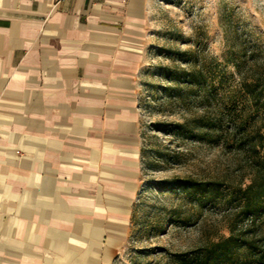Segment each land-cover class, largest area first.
I'll return each mask as SVG.
<instances>
[{
    "label": "crops",
    "instance_id": "1",
    "mask_svg": "<svg viewBox=\"0 0 264 264\" xmlns=\"http://www.w3.org/2000/svg\"><path fill=\"white\" fill-rule=\"evenodd\" d=\"M148 0H0V264H112L137 185Z\"/></svg>",
    "mask_w": 264,
    "mask_h": 264
},
{
    "label": "rangeland",
    "instance_id": "2",
    "mask_svg": "<svg viewBox=\"0 0 264 264\" xmlns=\"http://www.w3.org/2000/svg\"><path fill=\"white\" fill-rule=\"evenodd\" d=\"M145 33L137 185L112 264H254L240 245L207 244L251 220L237 214V163H259L263 150L244 159L226 138L234 125L253 134L264 114V98L249 99L234 65L264 70V0H148ZM251 202L264 218V199Z\"/></svg>",
    "mask_w": 264,
    "mask_h": 264
},
{
    "label": "trees",
    "instance_id": "3",
    "mask_svg": "<svg viewBox=\"0 0 264 264\" xmlns=\"http://www.w3.org/2000/svg\"><path fill=\"white\" fill-rule=\"evenodd\" d=\"M243 57V54L239 55L240 60ZM234 65L240 74V86L249 99L256 102L261 97L264 98V70L255 63H251L246 69H242L239 62ZM232 130L226 138V144L240 152L244 159L248 155L256 154L259 149L263 150V158L259 163H237L240 183L236 193L241 194L243 198V205L237 214L250 215L251 220L244 228H237L236 223L228 224L229 234L218 235L216 240H210L207 251H223L240 245L245 249V256L252 258L254 264H264V218L255 217L251 202L264 199V114L253 134L242 132L237 125H234ZM244 169L248 174V183L241 187Z\"/></svg>",
    "mask_w": 264,
    "mask_h": 264
}]
</instances>
